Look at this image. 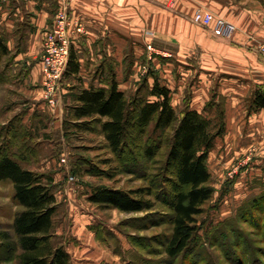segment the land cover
<instances>
[{"label": "rangeland", "instance_id": "1", "mask_svg": "<svg viewBox=\"0 0 264 264\" xmlns=\"http://www.w3.org/2000/svg\"><path fill=\"white\" fill-rule=\"evenodd\" d=\"M143 1V29L130 25L123 38L103 37L99 40V45L107 49V52L102 50L103 59H108L107 70L105 73L98 68L94 77L99 78L100 82L103 81V84L111 81L113 77L129 100L139 88L143 89V95L146 88H152L155 76L161 84L168 87L171 85L169 63L165 67L161 66V73L158 71L159 58L167 61L171 55L159 49V44L157 48L154 45L155 39H158V31L165 35L170 30V15H177L191 22L196 11L204 10L223 18L206 10L199 4V0ZM235 1L241 2L243 7L264 10V0ZM50 2L53 3L55 23L56 14L64 0ZM69 7L72 19L82 26L80 35L84 37L88 32L85 20L74 14L70 4ZM157 15L161 17L160 24H154ZM193 24L212 32L210 28L194 21ZM176 26L175 23L171 26L174 32ZM159 39L157 42L162 45L168 43L165 38ZM109 44L113 49L112 56H108ZM117 44L124 46L122 54H117ZM103 63L98 61L99 66H104ZM65 80L64 77L63 87ZM68 82L71 83L67 80L66 83ZM18 88V85L12 87L14 91L9 102L4 92L0 123L8 119L6 109L10 102L13 103L11 107L15 115L23 116L20 113L28 110V114L33 111V114L39 115L37 120L32 117L33 124L39 123L41 119L39 136L42 142L35 144L36 140L33 139L30 142V145L35 146L37 157H31L28 150V160L22 159L21 164L54 180L53 186L59 205L54 217V231L58 240L71 254L70 264H90L89 257L96 251L101 255L98 258L100 260L93 261L95 264H264V143L263 146L256 144L239 150L234 155L235 152L232 153L229 147L232 136L225 132L217 139L208 160L214 188L213 198L204 207L205 213L199 217V231L195 243L191 245L193 253L174 260L166 254L165 244L172 232L170 216L173 197L185 189L173 182L172 171H163L168 139L160 140L153 135L152 127L148 128L145 136L136 129L129 137V146L125 152L115 156L108 148L98 126L95 132L63 128L73 97L66 101L68 105L61 121L50 112L38 114L29 104L25 105V98L17 92ZM172 91L174 106L178 89ZM217 104L224 109L221 102ZM178 105L176 109L180 114L182 110ZM217 111L218 107L211 116L215 118ZM16 123L20 128L21 121ZM159 141H162V147L158 150V156L154 160H147L143 155L144 147L157 145ZM36 151L33 153L36 154ZM21 156L26 157L25 154ZM103 186L126 191L151 187L155 194L151 198L153 207L143 212L125 213L115 208L92 204L89 197L95 188ZM14 193L12 182H0V264H21L18 258L20 251H11L6 247L10 243L17 244L13 223L16 214L23 209L15 200Z\"/></svg>", "mask_w": 264, "mask_h": 264}, {"label": "crops", "instance_id": "2", "mask_svg": "<svg viewBox=\"0 0 264 264\" xmlns=\"http://www.w3.org/2000/svg\"><path fill=\"white\" fill-rule=\"evenodd\" d=\"M66 2L75 15L85 20L88 32L84 37L76 35L72 43L71 51L79 59L80 72L65 78L60 101L57 106H50L44 99L41 58L45 35L54 23L53 3L50 0H0V37L5 39L10 49V55L0 65L4 76L0 83V121L4 92L9 102L15 85L19 86L17 92L25 98V105L29 104L38 114L50 112L62 121L68 105L66 101L73 97L74 92L92 85H105L94 77L98 68L107 70L108 59H103L102 55V50L107 52V49L99 45V40L103 37L123 38L130 25L143 29L145 23L143 0ZM240 3L235 0H199L206 10L237 26L230 41L217 38L209 30L195 26L193 21L172 14L169 17L170 30L165 35L158 31V39L154 43L156 48L159 44L162 46L159 49L171 55L167 61L159 58L158 71L169 63V88L174 91L178 89L175 109L178 104L180 110L189 105L192 109L204 112L209 102H221L224 106L226 134L232 136L229 147L232 153L235 152L234 155L239 150L264 143V109H251L256 92L264 91V53L260 50L264 45V10L243 7ZM159 16H156L154 24L161 23ZM174 23L177 25L175 32L171 28ZM161 37L167 39L168 43L162 45L157 42ZM117 46V54H122L124 46ZM108 47V56H112L111 44ZM100 60L104 66H99ZM67 80L71 83H66ZM119 89L124 91L121 87ZM12 104L10 102L6 109L8 119L3 120L0 126L12 120L21 121L29 132L34 133L35 144H41V119L39 123H32V117L37 120L39 115L33 114V111L28 114V110L20 113L23 116L15 115ZM100 255L99 251L94 252L88 262L95 264V259L100 260Z\"/></svg>", "mask_w": 264, "mask_h": 264}, {"label": "trees", "instance_id": "3", "mask_svg": "<svg viewBox=\"0 0 264 264\" xmlns=\"http://www.w3.org/2000/svg\"><path fill=\"white\" fill-rule=\"evenodd\" d=\"M9 55V47L0 37V65ZM80 67L78 57L71 51L65 78L78 74ZM3 77L0 71V83ZM111 79L104 86L92 85L73 95L63 128L95 132L98 126L115 156L125 152L129 137L136 129L145 136L152 127L153 135L160 140L168 139L163 171H172L173 182L185 190L173 197L172 232L165 244V252L174 260L192 254L191 245L199 231V217L205 213L204 207L214 195L208 160L217 139L226 132L224 109L212 101L204 112L186 105L178 114L172 104V90L161 84L157 76L152 88H146L144 95L143 89L139 88L131 100L119 89L116 79ZM217 107L219 111L214 118L211 114ZM251 109H264V91L256 92ZM34 138L32 131L24 125L19 128L15 120L0 126V182L13 183L14 198L23 208L13 223L17 244L10 243L6 247L20 251L21 264H70L71 255L54 231V217L59 208L54 180L21 164L22 159L28 160V150L31 157H37L35 146L30 145ZM159 142L144 147L143 155L147 160L158 156L162 147V141ZM154 195L151 187L126 191L103 186L94 189L89 201L100 207L136 213L152 209ZM6 238L9 240L8 236Z\"/></svg>", "mask_w": 264, "mask_h": 264}, {"label": "built area", "instance_id": "4", "mask_svg": "<svg viewBox=\"0 0 264 264\" xmlns=\"http://www.w3.org/2000/svg\"><path fill=\"white\" fill-rule=\"evenodd\" d=\"M69 8L66 1L60 5L54 26L46 33L43 43L42 86L44 99L50 106H57L60 101L62 82L68 69L73 39L82 32L81 24L72 19ZM193 21L210 28L216 37L223 39H232L236 33V26L233 23L204 10L196 11ZM262 51L264 53V46Z\"/></svg>", "mask_w": 264, "mask_h": 264}]
</instances>
